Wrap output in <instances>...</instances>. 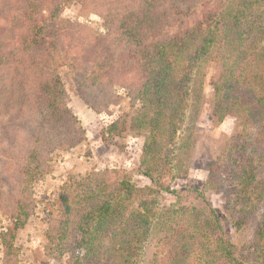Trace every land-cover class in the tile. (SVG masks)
<instances>
[{
  "label": "trees",
  "instance_id": "16d2710c",
  "mask_svg": "<svg viewBox=\"0 0 264 264\" xmlns=\"http://www.w3.org/2000/svg\"><path fill=\"white\" fill-rule=\"evenodd\" d=\"M260 1L0 0V212L11 219L0 233L2 264L15 263L13 241L32 213V184L52 173L54 152L83 140L54 68V48L70 62L88 108L99 112L116 104L117 88L138 104L135 114H124L108 133L132 130L143 153L135 172H117L116 178L110 177L115 171L90 172L58 197L64 219L57 250L74 251L72 264H132L133 246L147 236L157 204L150 192L164 190L147 160L173 143L192 85L209 67L215 115L238 116L249 133L234 137L230 151L211 167L206 186L215 183L218 171L225 174L232 187L228 221L236 230H251L252 244L239 248L226 239L202 189L201 202L219 231L214 244L219 255L204 253L196 263L264 264V34L257 39L245 34L257 29L251 10ZM71 5L81 17L98 16L105 32L71 21L48 31ZM244 138L249 140L239 141ZM136 175L156 183L139 188L132 181ZM202 210L193 208L194 214ZM209 221H194L206 241L202 247L211 235ZM172 239L173 234L168 241L174 244Z\"/></svg>",
  "mask_w": 264,
  "mask_h": 264
},
{
  "label": "rangeland",
  "instance_id": "374dc122",
  "mask_svg": "<svg viewBox=\"0 0 264 264\" xmlns=\"http://www.w3.org/2000/svg\"><path fill=\"white\" fill-rule=\"evenodd\" d=\"M251 13L253 24L257 29L245 34L247 38L257 39L264 34V1L255 3ZM67 21L80 22L94 31L105 32L102 20L98 16L90 14L88 17H81L79 8L75 5L65 7L58 24L55 26L51 23L48 31L55 32ZM52 53L55 57L54 68L61 78L70 110L77 119V127H80L84 133L79 136L83 140L70 150L54 152L51 162L52 173L32 184V213L25 226L17 231L13 241L16 249L13 264H72L77 256L76 253L68 251L70 249L67 247L63 253H60L56 246L57 229L64 219L58 197L64 191L68 192L67 187L70 184L85 178L90 172L104 174L115 171L116 176L112 173L110 176L112 178L117 177V172L119 175L135 172L143 156L141 139L134 136L132 130L125 132L124 136L108 133L110 125L121 119L124 114L129 116L135 114L138 104H132L125 90L117 88L116 93L120 99L116 104L99 112L91 110L80 99L77 89L78 78L69 67L70 62L55 48L52 49ZM203 69V78L192 85L187 100L189 107L175 140L168 147L164 145V148L156 154L157 157L147 160V163L151 161L153 176L159 178L157 185L164 190L158 193L150 192L152 197H156L157 204L154 216L151 217L148 225L147 236L142 242L133 246L132 264H182L181 260H184V264H198L196 262L200 261L204 253L219 255L215 252L214 245L219 231L210 217L211 209L209 206L204 208L201 202L199 193L202 189L201 193H204L215 214L219 215L221 231L226 239L239 248L245 244L250 246L252 244L251 230L244 228L236 230L228 221L225 205L230 198L232 187L229 186L228 179L225 182L227 178L225 174L218 171L216 176L213 175L215 183L206 186L211 167L218 165L217 161L220 157L230 151L234 137L246 136L249 132L248 127L243 126L238 116L228 114L219 120L215 115L214 91L208 82L212 71L209 67ZM244 140L249 138L239 141ZM159 142L164 143L162 140ZM132 181L137 187L144 188L150 187L153 180L136 175ZM101 182V180L96 181L90 186L97 187ZM223 184L221 191L216 190L218 185ZM183 190L188 192H182ZM172 191L180 193L176 195ZM195 207L196 209L203 207L202 214L196 212L194 214ZM3 212H0V233L9 227L11 222L9 215ZM204 217L210 220L207 224L211 235L202 247L201 243L206 241L198 236L195 225L199 223L195 224L194 221ZM171 234L175 238L172 239L175 240L174 244L168 241ZM2 259L0 248V264ZM215 264L224 263L218 261Z\"/></svg>",
  "mask_w": 264,
  "mask_h": 264
}]
</instances>
